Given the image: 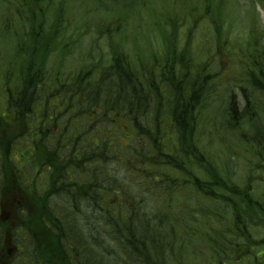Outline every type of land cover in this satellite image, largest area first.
I'll use <instances>...</instances> for the list:
<instances>
[{"label": "trees", "instance_id": "1", "mask_svg": "<svg viewBox=\"0 0 264 264\" xmlns=\"http://www.w3.org/2000/svg\"><path fill=\"white\" fill-rule=\"evenodd\" d=\"M256 1L264 9V0ZM227 2H196L200 13L188 24L172 3L162 2L159 12L151 2L162 30L156 52L139 48L138 32L120 29L118 16H102L91 37L109 44L96 61L78 49L89 34L80 26L93 22L100 0H0V88L13 92L16 121L32 113L52 118L74 187L79 173L92 169L85 189L65 190L70 200L56 211L54 254L35 245L45 264H190L180 228L183 203L196 194L205 202L199 233L206 258L230 254L248 221L264 226L263 192L253 195L251 180L238 184L229 165L244 153L252 174L264 170V30L255 7L244 29ZM191 23L202 40L194 48ZM79 59L85 62L77 66ZM218 203L227 205L228 225Z\"/></svg>", "mask_w": 264, "mask_h": 264}, {"label": "rangeland", "instance_id": "2", "mask_svg": "<svg viewBox=\"0 0 264 264\" xmlns=\"http://www.w3.org/2000/svg\"><path fill=\"white\" fill-rule=\"evenodd\" d=\"M201 0H100L99 4H94L92 6V12H95V17L93 18V22H89L85 20L84 25L80 26L84 31H89V34H86L84 37V46L81 47L78 50H81L83 52H87V54L84 56V58H88V60H96L99 61L103 57V54L101 53V48H106V46L109 44V41L107 38L97 40L95 38V41L92 39V33H96V30L98 28V24L101 21L102 16H118L121 20V23L119 24V28L124 30L125 28H129L130 30L135 32H138V35L136 39L138 40L137 45H139V48L147 47L148 51L156 52V50L159 48V45L161 41L157 38V36L162 32L160 29H156L158 26L157 20L155 19L154 15L151 14V11H153L151 7V2L154 6V9L156 11L161 12L162 9L161 3H172L174 7L176 8V11H178L179 16L176 18L179 20V22L188 24L187 22H193L192 18H197L196 7L197 4L199 5ZM81 2V1H80ZM79 2V3H80ZM199 2V3H196ZM192 6V10H188L187 8ZM254 9V15L258 18V26L264 30V10L261 8V6L258 4L256 0H228L227 5L224 9H226V12L229 14L231 13H240L242 16L240 17V22L242 23L243 28L245 29V22H248V19L253 13ZM102 8V9H101ZM193 11V12H192ZM189 12H192V15L188 14ZM185 14V15H184ZM190 15V16H189ZM76 18L74 19V21ZM140 22H142L143 29L140 28ZM105 26H113V24L106 22L104 24ZM237 25L240 27V24L237 22L234 23V27ZM74 28V27H73ZM107 29V27H105ZM104 28V29H105ZM113 28V27H112ZM191 28H196V31H194V34H191V39L188 41V48H194L199 43L202 45V40L200 36V30L198 28V23H191ZM208 33L209 37L211 36L210 31H205V33ZM212 32V31H211ZM114 33V31H113ZM144 33V34H143ZM143 34V35H141ZM213 36V32H212ZM125 47H129L131 45V41L126 42ZM93 46L95 50L91 48ZM262 46L264 47V37L262 40ZM138 54V53H137ZM140 55V53H139ZM77 63V66L83 64L85 62L84 59L74 60L73 63ZM72 63V62H71ZM69 63V64H71ZM68 68V66H67ZM68 69H72V66H70ZM237 92H234L237 98V101L240 103L243 101L244 95L243 92H241L239 89H236ZM3 101L0 100V108L3 106ZM4 113V112H3ZM2 119H0V123L3 125V129L5 131H9L13 127V117L11 116H1ZM251 140V139H250ZM253 142V141H252ZM252 142L249 144L251 145ZM244 154V153H243ZM239 155L232 160H230V171L232 174H234V178L236 182L242 186L246 185L249 180H251L253 185V195L263 192L264 194V188L260 183L258 182L257 178L259 180L261 176L264 178V170L263 172H255L252 174L247 168L251 167V162L246 159L244 156ZM245 160L249 161L250 163L245 162ZM253 164V163H252ZM249 176H251V179H249ZM85 179V178H83ZM255 180H257L255 182ZM86 187V181H83L81 184H79L78 189H85ZM251 194V193H250ZM57 198H68L67 194H61ZM185 203L192 204L193 202L190 199H187ZM205 205V204H202ZM60 207L57 208H51L55 212L59 211ZM56 212V213H57ZM222 215H224L222 222L224 225H228L230 222L229 215H227L226 211L221 212ZM59 216V214L57 213ZM60 218V216H59ZM232 223V220H231ZM37 226V222H34L33 227ZM229 231V229L225 228ZM220 230H224L222 226H220ZM18 240H25L26 248L28 250L26 260L29 264H35L34 261V244L30 237L26 236L20 229L18 228V233L16 234ZM253 238H249V240H252L253 243H260V240L264 237L258 232V234L254 233ZM1 238V235H0ZM233 240V239H232ZM16 244V241H14ZM44 246L42 243L41 248ZM40 252H36L35 255H39ZM44 255V251H42V254ZM37 263L41 264L42 261L39 260ZM14 264H22V261L19 259L14 260Z\"/></svg>", "mask_w": 264, "mask_h": 264}, {"label": "flooded vegetation", "instance_id": "3", "mask_svg": "<svg viewBox=\"0 0 264 264\" xmlns=\"http://www.w3.org/2000/svg\"><path fill=\"white\" fill-rule=\"evenodd\" d=\"M25 124L22 137V146L25 151L21 155L19 154L20 161H16V164L19 163L21 166L23 178L15 176V179L10 180V175H5V183L0 189V231L3 232L0 240V264H8L12 254L20 250V246L14 245L10 235L13 228L16 227V224L11 221L12 218H9L10 213L16 208L26 209L30 212L40 209L45 201L47 204L52 201L51 197L46 198V194L51 195L55 192L53 189L54 183H56L54 176L58 173L59 162L47 164L45 172H49V176L46 178L44 169L47 165H44L39 159V157L45 158L46 156L44 152L45 124L41 121ZM8 159L12 160L10 156ZM2 167L11 174L14 166L10 164L7 167V164L4 163ZM46 185H50L47 190ZM15 187H17L16 194L14 193ZM16 221H19V217H16ZM254 264H264V242L261 246L260 258H256Z\"/></svg>", "mask_w": 264, "mask_h": 264}]
</instances>
